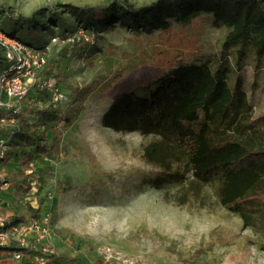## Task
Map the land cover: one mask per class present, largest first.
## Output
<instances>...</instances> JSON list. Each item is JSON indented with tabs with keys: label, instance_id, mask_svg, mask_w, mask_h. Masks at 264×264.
<instances>
[{
	"label": "rangeland",
	"instance_id": "obj_1",
	"mask_svg": "<svg viewBox=\"0 0 264 264\" xmlns=\"http://www.w3.org/2000/svg\"><path fill=\"white\" fill-rule=\"evenodd\" d=\"M114 1L0 0V22L35 18L29 27L14 23L35 33L16 35L26 34L21 40L45 53L37 84L53 78L65 96L59 153L34 159L28 193L16 186L3 191L15 197L13 210L2 208L4 215L49 216L50 244L58 250L59 264H264V183L248 199L244 220L220 203V181L207 185L194 179L184 145L103 125L104 114L123 94L183 64L208 63L216 69L225 57L231 70L228 83L234 88L241 45L225 50L229 30L214 27L211 16L187 26L174 22L164 33H136L118 22L100 31L85 30L94 35L91 42H63L62 36L84 30L65 6L105 9ZM122 1L141 7L156 0ZM6 23H0V38L11 42L8 36L15 32ZM243 63L251 121L260 128L264 57L248 47ZM151 143L164 151V164L146 160L145 148ZM19 169L14 158L1 174Z\"/></svg>",
	"mask_w": 264,
	"mask_h": 264
},
{
	"label": "trees",
	"instance_id": "obj_2",
	"mask_svg": "<svg viewBox=\"0 0 264 264\" xmlns=\"http://www.w3.org/2000/svg\"><path fill=\"white\" fill-rule=\"evenodd\" d=\"M65 8L86 31H100L119 22L136 33H164L172 29L174 22L187 26L204 16L212 17L214 27L229 30L224 49L241 45L234 88L228 83L231 70L225 57L216 69L208 63L183 64L123 94L104 114L103 125L119 133L139 132L181 143L189 152L194 179L207 185L220 181V203L246 220L247 201L264 183V126L259 128V122L251 121L253 107L244 90L242 70L248 47L255 50L258 58L264 57V0H156L141 7L116 0L105 9L71 5ZM97 12L102 14L98 16ZM34 20V17H10L9 23H0L11 26L15 35L1 32L39 50L21 40L26 34L16 35L18 31L35 33V29L14 27L16 22L29 27ZM4 72L12 74L0 45V74ZM30 93L33 97L18 114L0 107V118L7 115L17 120L16 124L0 127V140H6L9 148L0 158V174L5 163L17 158L20 169L5 175L4 181L24 194L30 191L27 183L33 178L30 165L34 159L59 153L60 124L65 117L64 109L54 105L47 89L34 86L27 97ZM145 158L149 163L162 165L165 153L158 144L151 143L145 148ZM24 220L19 215L8 217L9 225L13 226ZM6 250L14 248H2L0 252Z\"/></svg>",
	"mask_w": 264,
	"mask_h": 264
},
{
	"label": "built area",
	"instance_id": "obj_3",
	"mask_svg": "<svg viewBox=\"0 0 264 264\" xmlns=\"http://www.w3.org/2000/svg\"><path fill=\"white\" fill-rule=\"evenodd\" d=\"M93 36L81 30L68 35L63 42L72 45L79 41L91 42ZM58 40L53 39L54 42ZM10 41L0 38V45L4 48L5 58L11 64L12 71L10 75L5 72L0 74V107L18 114L30 92V87L37 84L36 77L46 64V56L45 53L21 41L14 39ZM56 85L55 79L48 78L40 83L39 88L47 89L52 95L54 105L58 106L63 103L65 96ZM9 123L16 124L17 120L7 115L0 118V127L6 128ZM8 149L6 140H0V158L5 156ZM0 178L1 195L3 191L11 188V184L4 181L2 174ZM51 234L52 223L47 215L39 219L32 217L25 219L18 225H9L0 202V249L14 248L13 251H9L10 264H50L58 257V250L50 244Z\"/></svg>",
	"mask_w": 264,
	"mask_h": 264
},
{
	"label": "crops",
	"instance_id": "obj_4",
	"mask_svg": "<svg viewBox=\"0 0 264 264\" xmlns=\"http://www.w3.org/2000/svg\"><path fill=\"white\" fill-rule=\"evenodd\" d=\"M15 200V197L11 192H3L0 195V202L2 208L7 207V212L8 208L10 210H13L12 204ZM8 216V215H7ZM11 262V254L9 251H2L0 252V264H10ZM50 264H59V262L55 259V261L51 262Z\"/></svg>",
	"mask_w": 264,
	"mask_h": 264
}]
</instances>
